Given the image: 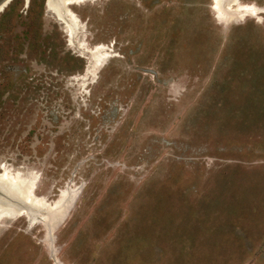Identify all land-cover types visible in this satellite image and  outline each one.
Masks as SVG:
<instances>
[{
	"label": "rangeland",
	"instance_id": "374dc122",
	"mask_svg": "<svg viewBox=\"0 0 264 264\" xmlns=\"http://www.w3.org/2000/svg\"><path fill=\"white\" fill-rule=\"evenodd\" d=\"M239 2L89 0L73 46L46 0L0 4V169L71 196L54 232L0 219V264H264V0Z\"/></svg>",
	"mask_w": 264,
	"mask_h": 264
},
{
	"label": "bare ground",
	"instance_id": "6f19581e",
	"mask_svg": "<svg viewBox=\"0 0 264 264\" xmlns=\"http://www.w3.org/2000/svg\"><path fill=\"white\" fill-rule=\"evenodd\" d=\"M70 1L68 7L71 5L83 4L89 0H46V10L51 13L56 21L60 22L63 25V30L67 33L68 44L73 46V31L80 29L82 26L78 21L76 15L69 9H63L61 6L65 2ZM213 5L211 9L217 13V18L220 20H240L244 14H253L255 10L246 5L240 4L239 0L234 1V5L228 7L229 12L231 13L229 17L221 11L220 0H212ZM1 4V3H0ZM5 4H2V6ZM3 6V7H4ZM232 8H234L232 10ZM3 8H0V12ZM227 14V13H226ZM87 54L90 55V60L92 66L87 68L86 74L89 72H95L97 69L103 65V63L108 58L107 51L102 47H96L93 51H87ZM36 179L34 178H23L18 174H11L6 169H0V219L11 220L17 217L24 216L27 219L35 217L34 214H27L23 211H20V208L16 207V202H27L28 204L35 205L39 210L47 211L45 214L42 213L40 216L41 222L46 225L51 232L58 227L62 222L63 218L67 215L70 207L68 205L71 200V196H66L65 193H62L58 197L57 208L55 211L50 210L52 203L45 202L42 198H37L34 195ZM70 198V199H69ZM32 205V206H33ZM49 205V206H48ZM26 214V215H25ZM48 215V216H46ZM36 219V218H35ZM49 224V225H48ZM48 230V229H47ZM51 236V233L48 237ZM48 241V240H47Z\"/></svg>",
	"mask_w": 264,
	"mask_h": 264
},
{
	"label": "water",
	"instance_id": "95a60500",
	"mask_svg": "<svg viewBox=\"0 0 264 264\" xmlns=\"http://www.w3.org/2000/svg\"><path fill=\"white\" fill-rule=\"evenodd\" d=\"M9 1H11V0H2L1 1V5L4 2L7 4ZM234 1H236V0H220V4L222 5V9H224V11H226V13L227 12L230 13L229 10H228V7H230L231 5H234V3H235ZM69 3H70V1H67L64 4H62L61 7L63 9H69L70 10V8L68 7ZM6 4H5V6H6ZM233 9L234 8H232V10ZM0 197H1V193H0ZM57 201H58V198L55 201L50 202V203L53 204L52 206H50V210L55 211V209L58 207L57 206ZM14 203L16 204L17 208H20V211H23V212H25L27 214H34L35 216H41L42 213L45 214L47 212V211L39 210L35 205L32 204L33 205L32 206L31 204H28L27 202H16V201H14ZM55 213H56V211H55ZM46 216H48V215H46Z\"/></svg>",
	"mask_w": 264,
	"mask_h": 264
}]
</instances>
